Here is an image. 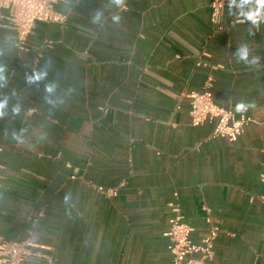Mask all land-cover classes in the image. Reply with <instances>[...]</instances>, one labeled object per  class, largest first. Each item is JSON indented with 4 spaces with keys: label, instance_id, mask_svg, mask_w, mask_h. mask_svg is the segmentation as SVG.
Masks as SVG:
<instances>
[{
    "label": "crops",
    "instance_id": "1",
    "mask_svg": "<svg viewBox=\"0 0 264 264\" xmlns=\"http://www.w3.org/2000/svg\"><path fill=\"white\" fill-rule=\"evenodd\" d=\"M55 9L66 24L36 23L23 51L0 21V237L30 238L52 264H170L174 205L194 243L204 209L219 227L208 264H264V19L235 22L254 0L227 7L221 32L208 0ZM241 45L258 64L237 58ZM208 77L218 107L254 121L234 143L190 124L184 95Z\"/></svg>",
    "mask_w": 264,
    "mask_h": 264
},
{
    "label": "built area",
    "instance_id": "2",
    "mask_svg": "<svg viewBox=\"0 0 264 264\" xmlns=\"http://www.w3.org/2000/svg\"><path fill=\"white\" fill-rule=\"evenodd\" d=\"M59 0H0V21L5 20L16 38L15 47L19 51L25 49L28 36L32 33L36 23L56 24L64 26L67 22V15L56 11L55 5ZM73 6L81 0H71ZM210 9V21L217 32L224 28L221 26L223 13L229 7V0H208ZM239 0L231 8H237ZM255 4V3H254ZM256 7V5H255ZM255 10V9H254ZM5 16H3V14ZM258 26L252 27L257 30ZM236 23L247 22L244 17L236 20ZM207 66L205 62H198L197 66ZM213 78L208 77L200 91L186 93L184 97L189 103V117L192 127H200L204 124H212L213 130L210 138H222L229 143H234L243 134L244 128L254 123L245 115H236L233 111L218 107L213 100ZM1 169V167H0ZM259 181L264 185V174H261ZM106 196H115L117 191L98 190ZM258 200L264 205V195ZM173 217L169 222V229L165 233L168 240L170 253V264H208L214 257V242L220 233L218 226L214 225L206 212L205 222L208 225V232L199 243L191 239L192 229L183 221L177 206L170 205ZM35 225L36 220L33 221ZM42 247H37L31 239L25 241H6L0 237V264H26L30 259L45 261L52 264V258L43 253Z\"/></svg>",
    "mask_w": 264,
    "mask_h": 264
},
{
    "label": "clouds",
    "instance_id": "3",
    "mask_svg": "<svg viewBox=\"0 0 264 264\" xmlns=\"http://www.w3.org/2000/svg\"><path fill=\"white\" fill-rule=\"evenodd\" d=\"M253 0H241V7L243 5H247L252 3ZM113 3L117 6L124 7L125 6V0H113ZM236 3V0H229V9H231L232 5ZM254 3L256 5L255 10H249L248 12H242L241 15L244 17V20L247 22H250L253 26H258L259 21L261 19H264V0H254ZM102 13L97 12L96 16L94 17V22H98L100 20ZM119 16H114V21H119ZM237 58L240 61H244L245 63L250 64H258L259 63V57H253L251 61H249V48L247 45H241L239 46L237 52L235 53ZM0 72H2V69H0ZM46 75V72L43 73H37L33 77H30V82H35L43 79V77ZM4 77L0 75V81H2ZM48 92L53 91V86L49 85L46 89ZM51 103V101H49ZM6 106V102H0V116L4 115L3 109ZM247 106L245 103L240 102L236 105V111L237 112H243L246 111ZM15 111H18V109H15ZM67 199V197H66Z\"/></svg>",
    "mask_w": 264,
    "mask_h": 264
}]
</instances>
